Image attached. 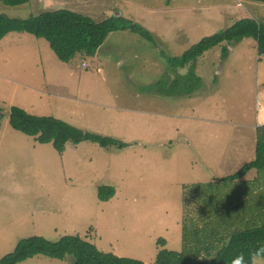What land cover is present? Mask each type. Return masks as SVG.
Returning <instances> with one entry per match:
<instances>
[{
  "label": "rangeland",
  "instance_id": "374dc122",
  "mask_svg": "<svg viewBox=\"0 0 264 264\" xmlns=\"http://www.w3.org/2000/svg\"><path fill=\"white\" fill-rule=\"evenodd\" d=\"M222 1L31 0L8 7L0 0V14L10 17L69 10L103 22L117 15L153 37L114 32L96 56L78 55L70 63L32 34L0 41V260L30 237L79 236L102 252L155 264L160 239L164 249L182 252L187 232L192 252L197 230L211 239L213 227L264 225V171L221 181L256 159L253 134L264 125V57L257 42L231 44L225 59L223 46L205 53L195 64L201 79L190 85L197 88L191 94L183 84L168 86L189 73V67H170V58L242 19L264 24V2L231 0L221 8ZM12 107L124 146L70 142L60 154L14 130ZM252 135L251 144H242ZM102 186L116 190L108 202L99 199ZM74 261L39 255L19 264Z\"/></svg>",
  "mask_w": 264,
  "mask_h": 264
},
{
  "label": "trees",
  "instance_id": "16d2710c",
  "mask_svg": "<svg viewBox=\"0 0 264 264\" xmlns=\"http://www.w3.org/2000/svg\"><path fill=\"white\" fill-rule=\"evenodd\" d=\"M30 1L1 0L2 4L8 7L22 6ZM246 1L264 2V0ZM125 30L141 34L153 42V37L149 31L136 22L123 17L112 16L103 22H96L91 17L69 10L45 11L27 19L0 14V41L15 32L32 34L39 39H45L57 58L63 63H70L78 55L86 58L96 56L111 33ZM244 39L255 40L258 55L264 57V24L252 18L242 19L232 27L204 38L181 57L170 58L168 60L170 67L177 70L189 67V73L177 75L176 81H172L168 86L172 88L178 84L179 86L183 84L186 88L184 89L186 94L195 92L197 88L194 89L190 85L195 81L200 82L201 79L195 73V64L198 60L205 53L218 46H223L222 58L225 59L229 54L228 47ZM164 86L162 85V89ZM2 116L3 113L0 110V118ZM10 125L14 130L35 138L40 144H52L60 154L65 152L66 145L70 142L79 144L90 141L102 148L112 146L122 148L124 146L118 139L83 131L54 117L35 116L19 107L11 108ZM253 169L264 171V126L257 128L256 159L221 181L240 180ZM115 191L113 187H100V201H110L115 196ZM211 219H213L210 220L213 223L215 218L212 217ZM218 222L220 219H217L214 224ZM213 229L214 231L210 233V236H213L211 239H202L199 230L193 232L192 235L196 238L193 239L195 248L192 252L187 249L189 242L187 232L184 233L186 247L182 252L164 249L166 240H158V243L163 247L157 255L155 264H232V261L240 254H243L245 264H253L256 257L264 259V225L252 226L242 230L227 229L224 232L214 227ZM39 255L58 260H64L66 256H73L74 264H145L136 259L102 252L94 244L79 236H65L57 242L49 241L40 236L24 239L18 243L13 253L0 260V264H19Z\"/></svg>",
  "mask_w": 264,
  "mask_h": 264
},
{
  "label": "crops",
  "instance_id": "0c3cea01",
  "mask_svg": "<svg viewBox=\"0 0 264 264\" xmlns=\"http://www.w3.org/2000/svg\"><path fill=\"white\" fill-rule=\"evenodd\" d=\"M231 2V0H223L220 4V6H221V8H229L228 6L229 5H231L232 3H230ZM245 2H247V1H245ZM252 2V1H251ZM252 3H255V2H252ZM247 5H253V4H247ZM250 14V13H249ZM251 15V14H250ZM252 16V15H251ZM253 17V16H252ZM254 18V17H253ZM255 20H257L256 18H254ZM260 57V56H259ZM260 58H263V57H260ZM260 70H261V68H260ZM263 70V69H262ZM98 71H100V70H98ZM261 118H263V121H264V114H262L261 115ZM261 126H264V125H261ZM261 126H259V127H261ZM253 135H255V137H256V135H257V130L255 131V133L253 134ZM253 135L252 136H250V137H245V142H242V144H244V145H248V144H251V141H252V138H253ZM250 141V142H249ZM257 146V143L255 144V147ZM252 161H254V160H252ZM238 181V180H237Z\"/></svg>",
  "mask_w": 264,
  "mask_h": 264
},
{
  "label": "clouds",
  "instance_id": "9594fccd",
  "mask_svg": "<svg viewBox=\"0 0 264 264\" xmlns=\"http://www.w3.org/2000/svg\"><path fill=\"white\" fill-rule=\"evenodd\" d=\"M232 264H245L243 254H240L239 256H237V257L232 261Z\"/></svg>",
  "mask_w": 264,
  "mask_h": 264
},
{
  "label": "water",
  "instance_id": "95a60500",
  "mask_svg": "<svg viewBox=\"0 0 264 264\" xmlns=\"http://www.w3.org/2000/svg\"><path fill=\"white\" fill-rule=\"evenodd\" d=\"M117 16V15H116Z\"/></svg>",
  "mask_w": 264,
  "mask_h": 264
}]
</instances>
